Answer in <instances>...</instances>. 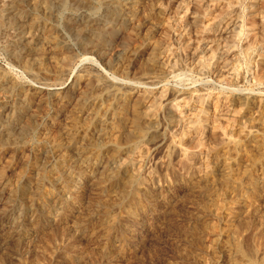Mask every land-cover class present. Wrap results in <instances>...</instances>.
<instances>
[{"label": "rangeland", "instance_id": "obj_1", "mask_svg": "<svg viewBox=\"0 0 264 264\" xmlns=\"http://www.w3.org/2000/svg\"><path fill=\"white\" fill-rule=\"evenodd\" d=\"M9 1L0 264L263 263L264 172L246 155L264 124V0H141L150 17L125 0L115 24L85 8L98 0L49 13ZM136 121L150 122L141 137ZM20 172L26 196L11 194ZM125 172L139 179L137 199L119 197ZM236 226L252 261L237 255Z\"/></svg>", "mask_w": 264, "mask_h": 264}, {"label": "bare ground", "instance_id": "obj_2", "mask_svg": "<svg viewBox=\"0 0 264 264\" xmlns=\"http://www.w3.org/2000/svg\"><path fill=\"white\" fill-rule=\"evenodd\" d=\"M29 1H32V0H27L26 2H29ZM76 2V4H77V6L79 7V6H82L83 4H85V2H86V0H75ZM102 1V2H101ZM125 0H98V4H96V6L95 7H85V8H89V11H91V13H94L98 8L99 9H101L102 10V14H103V16H102V18H101V20H100V22H106V23H109V24H115L118 20H119V16H121L120 15V11L121 10H124V9H122V7H123V2H124ZM126 1H128V0H126ZM141 0H135V2L136 3H138V5H140V7H141V9L140 10H142L143 11V13L145 12V10H147V17H150V16H152V15H154V11H152L150 8H148L147 6H144V5H142L141 4V2H140ZM34 2V1H33ZM239 2V1H238ZM236 3V2H235ZM86 5H87V3H86ZM6 7H7V9H9L10 11H14V10H16V9H18L19 8V10H23L22 8H23V6L21 5V3L20 2H18V0H10L9 2H8V5L6 4ZM39 7H41V8H44L46 11H47V13H49V9L52 7V8H58V9H62V8H66V1L65 0H36L34 3H31V5H30V10L33 12L34 10H37ZM135 7V6H134ZM134 7H130V8H125L127 11H128V14L131 16V17H135V16H137V15H139V13H138V10L136 9V8H134ZM147 7V8H146ZM160 10V9H159ZM87 12H88V10H87ZM99 12V11H98ZM158 12V11H157ZM89 13V12H88ZM160 13H161V11H160ZM125 14V13H124ZM142 14V13H141ZM97 15H99V14H97ZM123 16V15H122ZM236 18V17H235ZM146 20V19H145ZM99 21V20H98ZM77 22V21H76ZM84 23H82L84 26H86V27H88V28H91V26L90 25H88V22H87V20L86 21H83ZM80 23V24H81ZM77 25H78V23H77ZM123 26H124V24H122ZM93 28V27H92ZM130 28V27H129ZM128 32V31H127ZM93 33L95 34V35H97V36H99V40L100 39H102L103 38V36H104V34H105V29H102V28H98V29H96V30H93ZM107 33V32H106ZM34 34V33H33ZM45 39L47 40V42H50L53 46H55V40L53 39V36H52V33H51V30L50 29H47L46 30V32H45ZM108 35V34H107ZM6 36V35H5ZM16 36V35H15ZM40 36V35H39ZM43 36V35H42ZM41 37V36H40ZM104 38H105V36H104ZM145 39V38H144ZM29 40V39H28ZM42 40V39H41ZM140 42V41H139ZM40 43V42H39ZM94 43V42H93ZM96 43V42H95ZM31 44V43H30ZM50 47V46H49ZM154 49H156V48H154ZM208 57V56H207ZM174 67V66H173ZM175 70V69H174ZM5 76H3V78H4ZM46 78V77H45ZM90 78H91V76H89V75H86L85 77H83V82H88V81H90ZM152 80V78L151 77H149L147 80ZM82 81V80H81ZM94 81V80H93ZM96 81V80H95ZM94 81V82H95ZM9 82H11V81H9ZM93 82V83H94ZM96 83V82H95ZM94 83V84H95ZM150 83V82H149ZM9 84V83H8ZM12 86V85H11ZM115 86V85H114ZM4 87V86H3ZM92 87V86H91ZM100 87V86H99ZM93 88H95V87H93ZM109 88V87H108ZM105 89V88H104ZM111 89V88H110ZM131 89V88H130ZM97 90V89H96ZM103 90V89H102ZM101 91V90H100ZM105 92V91H104ZM111 92V91H110ZM175 92V91H174ZM185 92V91H184ZM109 93V92H108ZM171 93V92H170ZM188 93V92H187ZM106 94H107V92H106ZM110 94V93H109ZM108 94V95H109ZM119 94V93H118ZM176 94V93H175ZM91 95V94H90ZM182 95V94H181ZM188 95V94H187ZM171 96H172V93H171ZM3 97V96H2ZM170 97V96H169ZM111 98H113L112 96H111ZM173 98V97H172ZM188 98V97H187ZM90 100V99H89ZM173 100H174V98H173ZM177 100V99H176ZM187 100H189V99H187ZM171 101V100H170ZM245 102V101H244ZM98 103V102H97ZM100 103V102H99ZM107 103V102H106ZM169 105L170 104H168V108H169ZM93 106H94V104H93ZM98 106H99V104H98ZM107 106V105H106ZM171 106V105H170ZM108 108H110V107H106L105 109H103L104 111H107L108 110ZM172 108V107H171ZM95 110V109H94ZM170 110V109H169ZM95 113H96V111H95ZM95 115V114H94ZM101 115V114H100ZM99 115V116H100ZM144 121V120H143ZM258 122V121H257ZM253 123V122H252ZM135 126H134V130H133V133H134V136L135 137H139L140 135H142V134H144L146 131H148V127L150 126V122H144V123H141V122H138V121H136L135 123ZM254 124H256V123H254ZM261 124V123H260ZM257 126V125H256ZM10 129V126L7 128V131ZM249 129H251V128H249ZM28 130V124L27 123H25L24 125H22L21 127H20V131H19V134H24V133H26V131ZM29 131V130H28ZM257 131H259L260 133L258 134V132ZM257 131L254 133V135L252 136V138H253V140H254V146L252 147V146H250V147H252L251 148V150L247 153V155H246V157H247V160H248V162L250 161H256V162H258L259 163V171L260 172H264V124H262V125H260L259 127H257ZM253 133V132H252ZM141 137V136H140ZM168 148V147H167ZM136 167V166H135ZM31 170L32 171H34L35 170V166H31ZM50 172H52V171H50ZM126 173V175H125V177H124V179L122 180V182H121V184H120V191H119V197H120V199H126V198H132L133 197V199H137V198H139L140 197V194H141V192H140V189L138 188V185H139V179L136 177V176H134V175H132L131 173H129V172H125ZM201 173V172H200ZM44 176V178H49V175L46 173V174H44L43 175ZM56 176V175H55ZM25 177H27V173H25V172H20V173H18L17 175H16V177H15V185L17 186V187H14L13 188V190L11 191L12 193L11 194H13V195H15L16 193H21V194H23V195H27V194H29V193H27V190H24L22 187H20L19 185H18V183L19 182H21ZM53 179V178H52ZM114 181H117L118 182V176H115L114 177ZM220 181V180H219ZM13 183V182H12ZM14 184V183H13ZM34 187V186H33ZM35 192L38 194V192L40 193V190H39V188H36L35 189ZM34 192V193H35ZM109 193H111L110 191H109ZM40 195V194H39ZM38 196V195H37ZM113 197V196H112ZM215 197V196H214ZM213 197V198H214ZM108 201V200H107ZM240 224V223H239ZM245 225V224H244ZM239 227H241L242 228V226H240L239 225ZM241 228H238L237 226H236V231L234 232V237H235V239L237 240V238H236V236L238 237V235H239V230L241 229ZM245 230V229H244ZM242 232V231H241ZM238 234V235H237ZM253 238V237H252ZM248 239H249V237H248ZM257 239V238H256ZM225 240V239H224ZM236 244H235V250H236V252H237V255H239V257H245V256H248V257H250V259H247V260H253L254 258H252L253 257V255H254V252H256V250L255 251H253V248H254V246H255V244L253 245V248L252 247H250L251 245H252V243L250 244V246L249 247H245L244 249H248V248H252V249H248V250H246V252H245V250H242L243 248H242V246H241V242L240 241H236L235 242ZM254 249H256V248H254ZM256 256V255H255ZM246 260V259H245ZM249 262V263H253V262ZM264 263V262H263ZM262 262H261V264H263ZM248 264V263H247Z\"/></svg>", "mask_w": 264, "mask_h": 264}]
</instances>
